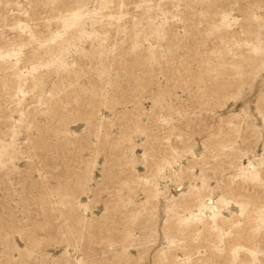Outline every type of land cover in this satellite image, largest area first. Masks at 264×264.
I'll return each mask as SVG.
<instances>
[{
	"label": "rangeland",
	"instance_id": "374dc122",
	"mask_svg": "<svg viewBox=\"0 0 264 264\" xmlns=\"http://www.w3.org/2000/svg\"><path fill=\"white\" fill-rule=\"evenodd\" d=\"M0 264H264V0H0Z\"/></svg>",
	"mask_w": 264,
	"mask_h": 264
}]
</instances>
